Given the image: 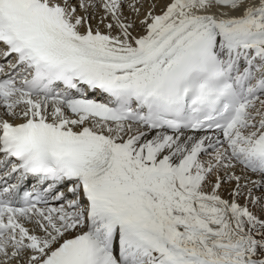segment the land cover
<instances>
[{
  "label": "snow or ice",
  "instance_id": "obj_1",
  "mask_svg": "<svg viewBox=\"0 0 264 264\" xmlns=\"http://www.w3.org/2000/svg\"><path fill=\"white\" fill-rule=\"evenodd\" d=\"M0 264H264V0H0Z\"/></svg>",
  "mask_w": 264,
  "mask_h": 264
}]
</instances>
